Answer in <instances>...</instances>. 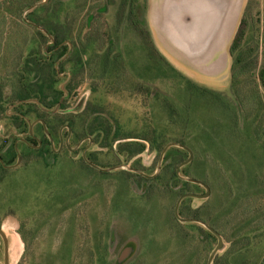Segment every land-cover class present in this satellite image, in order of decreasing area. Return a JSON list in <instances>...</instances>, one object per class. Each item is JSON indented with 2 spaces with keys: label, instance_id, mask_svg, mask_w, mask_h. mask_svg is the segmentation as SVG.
<instances>
[{
  "label": "rangeland",
  "instance_id": "1",
  "mask_svg": "<svg viewBox=\"0 0 264 264\" xmlns=\"http://www.w3.org/2000/svg\"><path fill=\"white\" fill-rule=\"evenodd\" d=\"M43 1L46 0L36 5ZM80 1L47 0L45 12L36 10L39 24L48 19V25H57L58 30L51 35L59 38L57 42L69 39L73 45L70 53L65 47L53 57L41 54L48 38L38 39L42 35L26 30L19 20L11 19L10 25L9 18L7 23L0 21V42L10 44L6 50L10 51L12 63L19 62L17 54L21 51L25 59L21 63L35 58L28 55L30 52L38 53L43 77L47 64L55 90L63 89L66 77L63 71L73 74L65 90L69 98L57 110V119L49 120L51 128L58 125L62 141L67 139V148L55 154L44 151L36 158L32 155L1 180L0 226L7 240L8 264H87L88 250L101 236L99 247L102 251L105 246L104 264H206L216 240H211L207 230L197 223H181L183 228L177 227L169 215L178 199L171 191L182 189V177L195 179L210 190L206 199L184 198L178 210L196 209L198 218L216 227L226 247L212 264H260L264 259V147L243 129L237 132V138H221L223 116L202 95L191 103L192 111L184 110L190 97L187 82L150 55L144 23L146 0H134L137 27L131 24L128 10L120 6V0H87L85 6ZM246 3L247 0H235V30ZM102 4L105 9L99 13L96 7ZM88 11L92 19L84 26ZM247 23L246 41L251 43L256 29L261 30L264 25V0H255ZM16 27L26 38H20ZM16 36L19 38L15 39ZM226 38L227 33L222 42ZM25 39L31 42L25 44ZM13 41L17 42L15 46ZM110 45H113L111 56L118 52L122 65L107 67L105 74L103 58ZM263 58L264 48L260 46L259 64ZM171 61L190 82L217 92L231 105L236 104L226 66L208 77L207 70L201 74L195 64L182 58ZM56 70L60 78L55 77ZM63 94L48 92V96L56 99ZM259 94L264 99L262 87ZM165 102L179 109L181 118L190 121L182 124L177 119V123H170L172 112ZM55 104L56 101L48 99L44 109L53 111ZM95 118L97 124L109 128L106 141L102 139L106 134L102 128L89 132ZM8 128V123L0 122V136H5ZM217 128L219 136L215 133ZM57 130L52 134L53 150L58 146ZM85 135L92 136L91 144L82 140ZM154 135L159 138L156 142ZM137 137L153 139L143 142V152L135 155L126 150H135ZM170 144L184 146L192 153L190 163L176 173L180 181L171 177L179 162L188 157L186 154L180 158L173 150L179 147L169 146L158 167L161 152ZM83 153L98 168L114 169L104 172L87 168L81 161ZM127 168L137 169L147 178L163 175L164 182L159 185L157 195L146 200L145 188L151 182L123 174ZM184 190L188 194L205 192L200 185ZM208 222L205 224L209 225ZM179 234L187 235L188 239H180ZM2 246L0 238V264H3ZM127 246L133 248L132 253L118 263Z\"/></svg>",
  "mask_w": 264,
  "mask_h": 264
},
{
  "label": "trees",
  "instance_id": "2",
  "mask_svg": "<svg viewBox=\"0 0 264 264\" xmlns=\"http://www.w3.org/2000/svg\"><path fill=\"white\" fill-rule=\"evenodd\" d=\"M47 1V0H46ZM46 1H43L40 5H36L40 0H0V21L2 23H7L8 21L6 20L9 18V24L11 23L12 20H19V23H22L23 26H25L26 30L29 29L31 31H35L38 34H41L42 36L44 35H52L54 31H57V25L54 27L51 25H48V19H43L42 24L38 23V17L36 16V10L43 11L45 12L47 9V3ZM109 1V0H108ZM255 0H247V5L245 8L244 13H242L237 31L234 35V38L229 46V56L231 58V65H230V84L229 88L234 96V100L236 101V104H229V102H226L225 100L221 99V95L217 94V92L209 90L208 88H204L199 86L198 84H194L187 80V78L182 75L180 72H178L175 68H173L160 54L153 48V45L150 42L149 39V45H150V55H153L156 59L160 60L165 67L175 73L176 75L180 76L182 79H184L187 84L188 88L187 90L190 93V97L188 99V103L185 104L184 110H190L191 109V103H196V98L200 97L202 95L204 99L207 100L206 103H208L211 107L217 108V112L219 114H222V123L224 125L223 131L221 132V138L229 140L231 136L233 138H237L238 134L237 132L240 129L248 131L251 136L252 140L255 143L260 144V146L264 147V99L261 98L259 94V87H262L264 90V58L262 59L261 63L259 64L258 60V50L259 47L262 46L264 48V25L261 30L258 28L256 29V37L254 38L253 42L249 43L246 41V35L249 30L248 28V15L250 13V10L253 6V3ZM87 3V0H81L80 5L85 6ZM135 1L134 0H120V6L126 7V10H128V15L130 16V22L133 24V26H139L137 20L133 17V10H136L137 7H135ZM78 4V5H79ZM145 5V1H144ZM91 7L89 6V11H91ZM32 9L30 12H26V10ZM105 7L103 4L100 7H96V10L99 13H102L104 11ZM88 11V12H89ZM24 13L26 14L25 16ZM16 16V17H14ZM92 19V16L90 12L86 15V18L84 20V26L86 24H90V20ZM13 22V21H12ZM119 23V22H118ZM17 32H19V35L22 34V31L20 33L19 27L14 28ZM41 29V30H40ZM96 32L97 30L94 29ZM147 31V29H146ZM43 33V34H42ZM258 33L259 36H258ZM148 38L150 37L148 31ZM22 36V35H21ZM24 37V36H22ZM254 37V36H250ZM26 38V36L24 37ZM31 41L29 40H24L23 43L28 44ZM66 47V46H65ZM64 47V48H65ZM9 49V48H8ZM149 49V48H148ZM107 57V54L105 55ZM53 57V56H50ZM30 58V57H29ZM28 58V59H29ZM35 60V58H33ZM20 60V59H19ZM104 61V58H103ZM47 67V68H46ZM104 67L107 68L108 64H104ZM115 68L117 66H114ZM49 65L45 64L44 69L47 71L44 74V79L47 83L42 85V90L43 94H46V92H49V94H55V91L52 88V79L50 77V71L48 70ZM48 86V88H47ZM189 88H193L198 91H191ZM199 93V94H198ZM61 95L62 91L57 90V95ZM196 94H198L197 97ZM193 98V99H192ZM187 102V101H186ZM166 105L168 106V109L170 110V113L172 112L170 123H177V119H181V122L186 124L188 121H190L189 118H181L180 116V111L177 109L175 106H173L171 103L165 102ZM63 104L60 106L62 107ZM191 109L190 111H192ZM215 111V110H214ZM45 115V114H44ZM242 118V119H241ZM240 120L243 122L242 128H240ZM94 124H93V129H91L89 132H94L102 128V130L106 131V134L102 136L103 140H107L109 138V128L107 127L106 124H103V126L106 125V128H103L102 125L98 122L96 123L97 120L96 118L94 119ZM57 124L60 123L56 122ZM221 124V121H220ZM50 126V124H49ZM218 126V125H217ZM58 125H53L52 128L50 127L49 132L56 131ZM228 132V133H227ZM47 133V132H46ZM218 135V128L215 132ZM50 134V133H49ZM48 134V135H49ZM90 134V133H89ZM155 136V135H154ZM219 136V135H218ZM128 139V138H125ZM139 140L138 146L135 148L133 152L131 150H126L127 152L131 154H140L144 150V145L143 142L152 140L153 138H136ZM159 138L157 136L154 137L153 141H158ZM208 141V140H207ZM211 143H213L212 140H210ZM43 144H44V151H46V154H53L51 149H50V141L47 137V134L43 135ZM188 145V144H186ZM177 151V154H180L182 156L188 155L187 151L184 149H179V148H173V150ZM43 151V152H44ZM82 164H84L87 168V164L84 162V160L81 158ZM183 162L182 160L179 162V164ZM123 174L125 175H132L135 179L140 180V181H149L151 182L146 188H145V198L148 200L150 197L157 195L158 193V188L159 185L164 182V176L159 175L155 176L152 178H147L142 175L136 174V173H130L128 171H122ZM176 168L172 171L171 177L177 181H180L178 176L176 175ZM6 174L5 170H3L0 166V180L4 177ZM182 183V189L178 191H171L175 196H178V198L183 195V194H188L185 192V188H188V186H196L197 184H193L187 181H180ZM165 187H167V183L165 182ZM167 189V188H164ZM145 200V202H146ZM185 200L184 202H186ZM174 210V208H173ZM178 214L185 217V218H192V219H200L197 216V210H191L188 208H179ZM172 222L179 228H181L182 225L179 223L176 218L174 217L173 212L169 213ZM204 222H208L207 220L205 221L204 219L201 218ZM209 223V222H208ZM188 225V224H185ZM209 225L217 232L216 227L212 224L209 223ZM183 228V226H182ZM186 233V232H185ZM207 236L211 240H216V238L208 231H206ZM180 239L186 238L188 239L187 235H178ZM94 238V236L92 235ZM96 239V238H95ZM98 241L95 242V244L89 248L88 252L90 253V256L88 257L87 264H104V255H105V246L103 245V250H100V243L102 240V236L97 239ZM206 244V243H205ZM207 246L209 248L210 244L207 242ZM260 264H264V259L261 261Z\"/></svg>",
  "mask_w": 264,
  "mask_h": 264
},
{
  "label": "flooded vegetation",
  "instance_id": "3",
  "mask_svg": "<svg viewBox=\"0 0 264 264\" xmlns=\"http://www.w3.org/2000/svg\"><path fill=\"white\" fill-rule=\"evenodd\" d=\"M222 12H223L222 19L220 20L217 26L213 27L211 33L207 37L208 45L206 49L196 54V56H194L193 58H199L202 56L214 58L218 55V46L221 45L222 38L224 37L225 33H227L228 36V33L230 31L229 18H230L231 10L227 11V9L225 8L222 10ZM144 23H145V19H144ZM236 31L237 29L235 30V33ZM235 33H233L232 35L231 42L234 38ZM16 38L19 37L16 36L15 39ZM20 38H24V37H20ZM42 38L49 39L47 44H45L42 47L43 50L41 51V54H45L48 57L56 56L59 52H61L64 49L65 46L68 49V53H70L73 48V45L70 44L68 38H65L60 42H57V40L59 39L57 38V36H51L46 34L43 37L42 36L38 37V39L40 40ZM149 39L151 44L153 45L152 38L149 37ZM16 43H17L16 41H13L12 45L15 46ZM9 46L10 44L7 45L4 40L0 42V122L3 121L9 124L7 134L5 136H0V159H1L0 166L3 170H5L6 173L17 169L23 161L32 157V155H35L34 156L35 158L37 156L40 157L42 155L45 149L43 144V134L45 130L47 132V133L45 132V134H47L49 141L50 139L52 141L54 140V137L52 135L53 131L51 130L49 132L50 130L49 120L57 119V115H56L57 110L69 98V92L66 93L65 90L69 87L73 77L72 72L63 71V74L66 77L65 80L63 81V89L59 88V90L61 91L63 90L62 92H64L61 98L56 99L51 96H48V92H46V94H43L42 85L44 84L47 85V83L42 74L43 71L41 67V60L37 56L39 54L38 53L33 54L32 52H30V54L28 55H30V57L35 55V60L33 59L21 63L24 59L23 51H21L17 54V57L20 59L19 62L12 63L11 61L12 57L8 56L10 54V51L6 50L9 48ZM48 48L51 49L50 51L47 52ZM112 49H113V45H110L105 53V55L107 54V57L104 56L103 63L108 64L109 68L113 64L114 65L117 64L121 68L122 61L118 56V52L115 53V55L112 57L111 56ZM227 54L229 55V47L227 49ZM62 59H65V57H63ZM57 63L58 62H55V65ZM12 64L14 65L11 66ZM109 68L104 67L103 71L105 72V74ZM55 74H56L55 75L56 78L61 77V74L59 73L58 70L55 71ZM53 90L55 91V93L57 92V90L55 89ZM48 99L51 100V102L56 101L55 108L53 111L44 109L43 104L44 102L47 104ZM62 126L63 125H61L60 127ZM30 129H31V133L29 132ZM20 131L21 133H19ZM56 134L58 136L57 149L53 150V148L50 147L53 154L58 153L63 148H67L66 146L67 139L65 140V142L62 141V138L59 134V129L57 130ZM91 137H92L91 135H85L82 140H87L89 144H91L93 142L92 141L93 138ZM7 143H9V146H7ZM50 144L52 143L50 142ZM85 151H87V148L85 149ZM87 160L93 163L89 156L87 157ZM87 166L89 168L97 170L89 166L88 164ZM199 221H201L202 223H206L201 219H199ZM0 238L2 240V245H3L2 246L3 264H5L6 258L8 259V263H9L7 240L5 238L6 240L5 243L2 236H0ZM15 242L17 241L15 240L14 243ZM15 245L18 246V244L16 243Z\"/></svg>",
  "mask_w": 264,
  "mask_h": 264
},
{
  "label": "crops",
  "instance_id": "4",
  "mask_svg": "<svg viewBox=\"0 0 264 264\" xmlns=\"http://www.w3.org/2000/svg\"><path fill=\"white\" fill-rule=\"evenodd\" d=\"M234 4L235 0H146L145 26L152 38L154 48L173 68L175 67L171 59L182 58L195 64L201 74L205 73L203 70H207L210 75L205 74L211 77L226 66L229 69L230 84L231 58L227 54V49L235 30ZM225 8L227 11L231 10L230 31L225 41L218 46L217 58L203 56L193 58L206 49L207 37L213 27L219 24L222 10ZM177 28L180 29L181 34L175 32Z\"/></svg>",
  "mask_w": 264,
  "mask_h": 264
},
{
  "label": "water",
  "instance_id": "5",
  "mask_svg": "<svg viewBox=\"0 0 264 264\" xmlns=\"http://www.w3.org/2000/svg\"><path fill=\"white\" fill-rule=\"evenodd\" d=\"M176 24V23H175ZM177 34H181V31L179 28H177V30L175 31ZM29 132L31 133V129L29 130ZM46 132V130H45ZM68 133H69V130H68ZM50 142L52 143L51 139H50ZM169 146H176V147H179V148H182L184 149L185 151H187L188 153V157L185 161H183L182 163H180L177 168H176V172L179 171V169L187 164L190 163L191 159H192V153L191 151L184 147V146H181V145H176V144H170L168 146H166L163 151L161 152L160 154V157H159V161H158V167L160 165V161L163 157V153L164 151L169 147ZM82 158L83 160L91 167L97 169V170H101V171H104V172H110L111 170H113L114 168H111V169H100L98 168L97 166H95L94 164L90 163L86 158H85V155L84 153L82 154ZM0 162H1V159H0ZM158 169V168H157ZM128 171H131V172H134L136 174H139V175H142L144 177H148L146 176L144 173L136 170V169H132V168H127ZM151 177H154V176H151ZM180 178V177H179ZM183 181H187V182H190V183H193V184H197V185H200L204 188L205 192L203 194H183L181 195L176 203H175V206H174V210H173V214H174V217L176 218V220L180 223H197L201 226H203L208 232H210L215 238H216V245L214 247V249L211 251V253L209 254L208 258H207V261H206V264H212L215 256L218 254V253H221L224 251L226 245L225 243L223 242V239L222 237L220 236V234L218 232H216L214 229H212L210 226L206 225L205 223H202L201 221L199 220H196V219H190V218H182L179 216L178 214V207H179V204L180 202L184 199V198H196V199H206L208 196H209V193H210V190L209 188L195 180V179H192V178H184L182 177L181 178ZM0 236H2V238L4 239L5 243H6V240H5V236L2 232V229H0ZM133 251V248L131 246H127L123 249V251L121 252L120 256L118 257V260L117 262L118 263H122L124 260H126L127 257L130 256V254L132 253ZM5 264H8V259L6 258V261H5Z\"/></svg>",
  "mask_w": 264,
  "mask_h": 264
}]
</instances>
